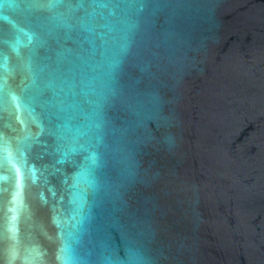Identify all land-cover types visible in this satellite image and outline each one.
<instances>
[{"label":"water","instance_id":"95a60500","mask_svg":"<svg viewBox=\"0 0 264 264\" xmlns=\"http://www.w3.org/2000/svg\"><path fill=\"white\" fill-rule=\"evenodd\" d=\"M2 84L0 264H264V0H0Z\"/></svg>","mask_w":264,"mask_h":264},{"label":"snow or ice","instance_id":"6c2138e0","mask_svg":"<svg viewBox=\"0 0 264 264\" xmlns=\"http://www.w3.org/2000/svg\"><path fill=\"white\" fill-rule=\"evenodd\" d=\"M92 5H94V4H92ZM94 6H96V5H94ZM100 7H103V6H100ZM0 96H3V84L0 85ZM13 99H15V97ZM0 150H2V147H0Z\"/></svg>","mask_w":264,"mask_h":264}]
</instances>
